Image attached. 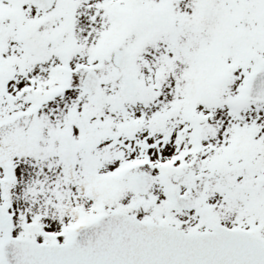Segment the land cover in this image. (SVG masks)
Segmentation results:
<instances>
[{
	"label": "snow or ice",
	"instance_id": "snow-or-ice-1",
	"mask_svg": "<svg viewBox=\"0 0 264 264\" xmlns=\"http://www.w3.org/2000/svg\"><path fill=\"white\" fill-rule=\"evenodd\" d=\"M0 264H264V0H0Z\"/></svg>",
	"mask_w": 264,
	"mask_h": 264
}]
</instances>
